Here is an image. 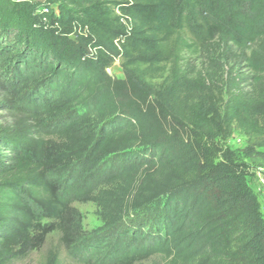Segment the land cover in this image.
<instances>
[{"label":"trees","instance_id":"16d2710c","mask_svg":"<svg viewBox=\"0 0 264 264\" xmlns=\"http://www.w3.org/2000/svg\"><path fill=\"white\" fill-rule=\"evenodd\" d=\"M234 133L264 168V0H0V264L78 240L58 172L128 241L106 264H264L244 168L201 144Z\"/></svg>","mask_w":264,"mask_h":264},{"label":"rangeland","instance_id":"374dc122","mask_svg":"<svg viewBox=\"0 0 264 264\" xmlns=\"http://www.w3.org/2000/svg\"><path fill=\"white\" fill-rule=\"evenodd\" d=\"M108 71V74L114 78H123V70L119 59L114 62ZM63 119L65 118L62 117ZM201 144L212 150L215 162L220 159L222 152H231L233 160L245 170V180L248 188L256 194L260 204H262L264 168L256 167L242 154V150L245 147L242 137L234 133L228 138L215 139L211 142L203 140ZM101 172L100 168L98 174ZM55 176L60 179L61 186L66 189L65 198L71 202L72 208V227L79 238L70 248H66L61 243V234L53 231L48 234L45 244L40 250L33 251L25 259L11 264H45L51 255H53L55 264H106L111 258L110 256L121 250L118 247H123L128 241L123 239L121 243H118L116 234L119 230L117 232H109L103 228L98 210L92 203L72 201V195L75 194L74 190H72L73 177H69L66 172H58ZM86 182L91 184L92 180L89 178ZM262 210H264V207H262ZM159 262L160 259L158 257H153L137 264H158Z\"/></svg>","mask_w":264,"mask_h":264},{"label":"crops","instance_id":"0c3cea01","mask_svg":"<svg viewBox=\"0 0 264 264\" xmlns=\"http://www.w3.org/2000/svg\"><path fill=\"white\" fill-rule=\"evenodd\" d=\"M262 207H264V194H263L262 204H260V211H261L262 215H264V210H262Z\"/></svg>","mask_w":264,"mask_h":264},{"label":"built area","instance_id":"2783aa9c","mask_svg":"<svg viewBox=\"0 0 264 264\" xmlns=\"http://www.w3.org/2000/svg\"><path fill=\"white\" fill-rule=\"evenodd\" d=\"M107 73H109L108 69H107Z\"/></svg>","mask_w":264,"mask_h":264}]
</instances>
